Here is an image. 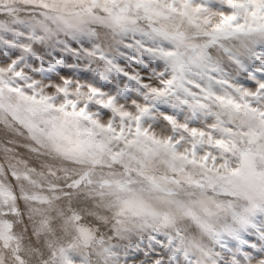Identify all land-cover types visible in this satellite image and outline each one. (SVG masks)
Wrapping results in <instances>:
<instances>
[{
  "label": "snow or ice",
  "instance_id": "snow-or-ice-1",
  "mask_svg": "<svg viewBox=\"0 0 264 264\" xmlns=\"http://www.w3.org/2000/svg\"><path fill=\"white\" fill-rule=\"evenodd\" d=\"M0 17V264H264V0Z\"/></svg>",
  "mask_w": 264,
  "mask_h": 264
},
{
  "label": "rangeland",
  "instance_id": "rangeland-1",
  "mask_svg": "<svg viewBox=\"0 0 264 264\" xmlns=\"http://www.w3.org/2000/svg\"><path fill=\"white\" fill-rule=\"evenodd\" d=\"M0 18H3V17H0ZM9 139H13L12 134H11V133H8V132L4 129L3 125H0V144H6V142H7ZM8 146L10 147L11 145H8ZM20 151L23 152V151H26V150L21 149Z\"/></svg>",
  "mask_w": 264,
  "mask_h": 264
}]
</instances>
